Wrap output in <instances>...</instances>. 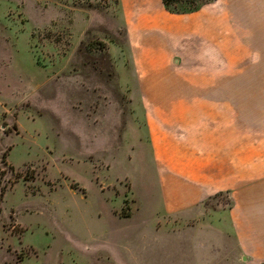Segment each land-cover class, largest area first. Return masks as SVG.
<instances>
[{
  "label": "rangeland",
  "instance_id": "obj_1",
  "mask_svg": "<svg viewBox=\"0 0 264 264\" xmlns=\"http://www.w3.org/2000/svg\"><path fill=\"white\" fill-rule=\"evenodd\" d=\"M225 1L246 55L214 93L264 128V0ZM117 2L0 0V264H194L141 102L181 75L135 72Z\"/></svg>",
  "mask_w": 264,
  "mask_h": 264
},
{
  "label": "crops",
  "instance_id": "obj_2",
  "mask_svg": "<svg viewBox=\"0 0 264 264\" xmlns=\"http://www.w3.org/2000/svg\"><path fill=\"white\" fill-rule=\"evenodd\" d=\"M137 74H180L142 87L164 218L187 231L194 264H264V128L216 96L246 48L230 5L174 13L163 0H118ZM226 193L230 204L209 205ZM224 260V262H223Z\"/></svg>",
  "mask_w": 264,
  "mask_h": 264
},
{
  "label": "trees",
  "instance_id": "obj_3",
  "mask_svg": "<svg viewBox=\"0 0 264 264\" xmlns=\"http://www.w3.org/2000/svg\"><path fill=\"white\" fill-rule=\"evenodd\" d=\"M213 0H163L165 7L174 13H188L201 8L204 4ZM101 50H106V42L99 41ZM106 52V51H105ZM107 55V53H105ZM108 56V55H107Z\"/></svg>",
  "mask_w": 264,
  "mask_h": 264
}]
</instances>
